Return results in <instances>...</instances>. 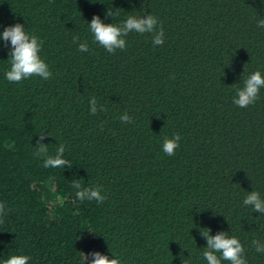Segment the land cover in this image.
Returning <instances> with one entry per match:
<instances>
[{"label": "trees", "instance_id": "16d2710c", "mask_svg": "<svg viewBox=\"0 0 264 264\" xmlns=\"http://www.w3.org/2000/svg\"><path fill=\"white\" fill-rule=\"evenodd\" d=\"M148 14L162 45L133 31L109 53L89 30L95 15L120 24ZM261 19L264 0H0V33L23 24L52 73L9 82L13 46L0 39V264L19 254L82 264L83 253L85 264L94 253L207 264L205 228L237 237L247 264H264L252 244L264 243V214L243 204L253 190L264 199V88L248 107L233 103L248 75L264 76ZM175 134L168 156L163 139ZM40 143L50 155L65 145L71 166L43 167ZM75 180L99 186L104 202L78 200Z\"/></svg>", "mask_w": 264, "mask_h": 264}, {"label": "clouds", "instance_id": "9594fccd", "mask_svg": "<svg viewBox=\"0 0 264 264\" xmlns=\"http://www.w3.org/2000/svg\"><path fill=\"white\" fill-rule=\"evenodd\" d=\"M118 13L108 12L107 16L112 17ZM158 18L148 14L144 17L129 16L120 24H106L102 22L99 15H95L91 23H89V30L93 33L94 42L103 46L109 53H114L117 49L123 50L126 47L125 37L130 32L136 33H154L153 44L162 45L164 43V31L161 25L160 30L157 31ZM258 27L264 28V19L258 21ZM0 39L11 42L13 46L9 52L10 70L6 71V79L11 83H19L24 79L32 76H39L44 80L51 78L52 73L49 70L47 63L39 55L43 42L34 34H29L25 31L23 24L17 23L14 26L7 27L0 33ZM79 38H75L74 42ZM78 50L80 52H87L89 50L88 44L79 43ZM264 88V76L259 70L251 73L243 80V87L236 89V96L233 103L241 108L248 107L255 103L259 96L260 89ZM90 103L93 105L91 114L95 115L97 109L95 107L96 99L91 98ZM123 122H131V117L125 113L120 116ZM43 139L44 134H40ZM181 137L175 134L173 138L165 137L162 143V149L168 156H173L175 150L179 147ZM65 145L60 144L56 149L55 155L49 154L48 145L40 143L37 145L35 155L38 158H43V167L45 168H61L70 163L64 158ZM71 187L75 189V195L80 201H93L103 203L106 197L101 194L99 186L83 187L79 180H75ZM58 200L60 198H57ZM243 204L245 206H253L255 212L264 214V199H261L258 191H251L244 198ZM5 204L0 202V223H3V217L6 215ZM201 231L203 238L207 240V246L203 248L202 256L207 264H221L223 261H229L230 264H247L244 256V246L240 240L235 236H229L227 232H221L215 236L210 234V229L205 228ZM255 250L259 253H264V243L254 239L252 241ZM217 253L221 255L218 256ZM95 259L91 264H121V260L116 257L109 259L108 256H102L100 253H94ZM31 258L28 255L19 254L11 255L4 259L3 264H29ZM183 260V259H182ZM87 261L86 255L83 253V262ZM183 264L187 261L183 260Z\"/></svg>", "mask_w": 264, "mask_h": 264}]
</instances>
